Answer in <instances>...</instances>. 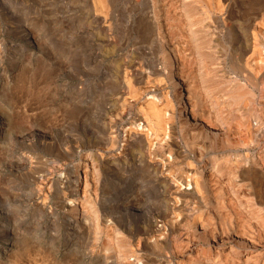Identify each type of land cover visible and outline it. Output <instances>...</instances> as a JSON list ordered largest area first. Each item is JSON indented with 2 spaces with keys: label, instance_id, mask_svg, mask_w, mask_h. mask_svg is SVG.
I'll use <instances>...</instances> for the list:
<instances>
[{
  "label": "bare ground",
  "instance_id": "bare-ground-1",
  "mask_svg": "<svg viewBox=\"0 0 264 264\" xmlns=\"http://www.w3.org/2000/svg\"><path fill=\"white\" fill-rule=\"evenodd\" d=\"M89 1L85 22L103 35L95 50L111 53L119 46L112 36L118 22L135 23L138 37L116 74L118 88L97 78V91L73 99L87 109L78 114L84 120L104 91H111V103L94 120L98 136L89 124L95 148L86 162L74 163V175L65 173L74 166L62 160L76 150L65 146L53 152L63 164L49 171L38 166L43 176L34 178L32 213L64 212L66 246L78 245L60 263L54 257V264H264V0ZM243 14V39L232 44L227 34L235 25L241 28L233 17ZM138 50L147 57L143 63ZM8 119L0 117L2 154L13 132ZM118 124L121 149L113 153ZM9 160L13 168L24 162ZM119 172L127 174L109 184ZM11 192L0 190L1 201ZM49 192L57 194L55 206L48 203ZM110 194L117 197L105 205ZM123 203L131 207L126 216ZM14 204L0 215L9 223V229L0 225L6 238L18 226L21 205Z\"/></svg>",
  "mask_w": 264,
  "mask_h": 264
},
{
  "label": "rangeland",
  "instance_id": "rangeland-1",
  "mask_svg": "<svg viewBox=\"0 0 264 264\" xmlns=\"http://www.w3.org/2000/svg\"><path fill=\"white\" fill-rule=\"evenodd\" d=\"M131 1L120 0L119 2L120 4H127ZM89 3V0H0V117L6 115L9 118L11 131H13L10 132L5 154H2L3 151L0 148V190L3 191L6 188L10 192L13 190L16 193L11 192V195H6V201H1L0 197V215L8 207L15 208V201L21 205L18 206V214L14 219L18 225H16L17 230L15 229L9 238L0 233V264H54V257L60 263L70 250L78 249L77 244H74L73 248L66 246L70 241V238L66 236L67 231H65L68 216L61 210H54L51 217L44 213L33 214L34 210L30 205L29 198L33 186L37 184L33 183L34 178L37 176L38 179L40 174H43L38 173V166L42 165L49 171L52 166H58L65 162L70 168L74 166L65 173L74 175L75 164L86 162L87 153L93 148L91 147V138H89V124L93 121V124L91 123L93 133L98 136L100 127L97 128L96 126L99 125V122L95 123L94 120L98 118L99 114L101 116L105 108L111 103V91H104V97L102 95L95 103V111L90 117L84 119L85 121L79 120L78 114L86 113L87 109L83 106L78 107L77 104L76 107L73 104V99L81 98L79 95L88 93L87 89L96 90L93 82L97 78L104 80L103 82L108 84L109 89L118 88L117 75L120 74L123 61L128 59L132 51L131 40L133 42V38L138 37L133 29L135 23L128 22L125 25L124 22H118L114 27L115 32L113 31L112 36L115 35L116 37H113L116 40L119 39V46L111 53L101 54V50H95L97 46L95 47L94 44L100 41L103 35L94 26L91 27L85 22L87 12H90ZM233 18L238 19L241 28L239 31L235 25V28L231 27L229 34H227V40L234 39V42L231 41L232 44L235 43V40L240 43L243 39L241 32H243L244 24L247 23V19L244 20V14L242 17L237 18L235 16ZM246 29L251 32L249 28L246 27ZM120 31L125 33L122 34ZM126 33L131 34L130 38L132 39L126 36ZM228 46L229 48L224 49H227L225 51L227 55L229 49L232 50L230 43ZM235 46L236 49L242 47L241 44ZM136 56L142 63L146 61L147 57L141 51L138 50ZM96 57L97 59H95ZM81 91L85 93L83 92V94ZM73 108L76 109V114L71 113ZM121 129L122 124H118L116 137L118 140L122 137ZM65 146L76 147V150L72 157L69 156L62 162L61 159L55 157L53 152L57 149L63 150L66 148ZM119 149H121L120 140L115 145L113 153ZM14 157L24 159L25 163H21V166L17 167L18 169L10 166L9 159ZM44 162L47 163L44 164ZM122 173L124 172H121V175L119 172L116 176L110 177L108 183L115 184L119 177L127 174V172ZM57 176L62 178L63 174ZM37 179L36 182L39 181ZM64 181L62 178V182ZM3 185L4 187H2ZM59 190L61 189L58 188L57 194L61 193ZM57 194H47L49 205L54 204L55 206ZM116 197V194H110L103 198V200L105 199L103 202L107 205ZM130 209V205L123 203L120 211L126 216ZM0 225L7 229L10 228L9 223L4 220L0 221ZM55 233L56 236L59 234L60 237L54 241ZM14 242L15 244H13ZM27 246H35L32 247L35 249L28 251V253L26 250L24 252V248ZM40 248L42 249L40 250ZM19 249L22 253L19 252ZM14 250L19 252V255ZM57 250L59 251L54 255ZM46 253L50 254L47 256Z\"/></svg>",
  "mask_w": 264,
  "mask_h": 264
}]
</instances>
